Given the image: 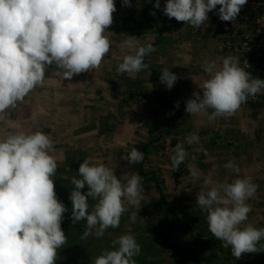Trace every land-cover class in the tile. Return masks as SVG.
Here are the masks:
<instances>
[{
    "label": "clouds",
    "instance_id": "9594fccd",
    "mask_svg": "<svg viewBox=\"0 0 264 264\" xmlns=\"http://www.w3.org/2000/svg\"><path fill=\"white\" fill-rule=\"evenodd\" d=\"M248 0H167L163 12L178 22L199 28L208 20V13L220 5L217 15L222 21H235ZM130 7V0H123ZM155 7H161L156 0ZM116 11L114 0H0V121L9 109L22 103L29 93L45 84L46 69L55 65L56 76L71 80L73 76L99 69L109 53L111 42L105 31L113 23ZM155 15V12L151 13ZM264 25V17L256 21ZM125 51L116 66L119 74L129 76L146 70V55L155 52L151 43L140 46L130 36L119 45ZM241 66L238 57L226 56L220 67L215 61H205L203 71L208 79L202 85V95L194 93L186 101L187 113L197 115L213 110L209 121L228 118L251 97L264 93V79L252 76ZM178 76L167 68L161 70L160 81L171 89ZM179 108V102H176ZM200 137L192 134L177 143L171 156L172 167L179 169L188 159L185 144L199 145ZM202 146L195 152L202 151ZM54 142L42 131L8 133L0 139V264H55L57 250L67 242L61 228L66 207L56 195L53 177L58 164L50 153ZM133 165L144 160V153L133 148L122 157ZM111 159V157H108ZM195 160V155L192 156ZM84 159L79 167V179H71L74 189L72 222L86 221L81 239L89 235L103 237L109 228H118L121 217L129 211L126 200L136 211L130 219L134 223L141 208L143 177L133 174L122 184L114 171L104 164ZM193 179L198 170L187 164ZM230 173H240L232 161L224 165ZM206 177L204 184H211ZM87 186L88 191L82 193ZM258 185L251 176L224 182L208 191L201 190L196 198L204 211L212 236L231 248L240 259L245 253L264 250V228H256L248 220L252 211L247 203L254 198ZM89 197L95 203L89 211ZM113 250L95 258L93 264H136L135 256L141 246L133 235L124 234L112 241Z\"/></svg>",
    "mask_w": 264,
    "mask_h": 264
},
{
    "label": "rangeland",
    "instance_id": "374dc122",
    "mask_svg": "<svg viewBox=\"0 0 264 264\" xmlns=\"http://www.w3.org/2000/svg\"><path fill=\"white\" fill-rule=\"evenodd\" d=\"M198 30L202 32L201 43L205 45L201 52L207 61H215L220 67L224 57L217 49V38L205 33L209 31L205 23ZM205 55L202 58L206 59ZM56 71L55 66L47 68L45 84L29 93L16 108L8 110L5 119L0 121V139L17 131L48 134L55 148L50 154L58 164L55 190L60 191V198L64 201H71L69 197L74 189L71 179L81 178L80 164L91 157L93 164L102 163L111 168L122 184L133 174L142 176V168L146 173H155L160 179L161 192L164 191L174 213L179 216L170 238L173 247L165 251L162 241L167 232V208L152 179L142 176L143 199L135 222L130 216L136 209L125 200L129 211L122 215L120 226L107 229L103 237L97 238L93 233L81 239L86 221L74 224L78 236L74 240L70 238V242L77 244L76 249L84 248L86 254L91 252L93 256H99L104 250H113V240L130 234L141 246L140 254L134 257L136 264H264V250L245 253L236 259L230 247H223L222 241L212 236L207 214L196 203L201 190L208 191L216 184L251 176L258 189L254 198L247 201L252 211L245 223L264 228V108L242 104L235 115L219 117V130L203 133L202 151L195 152L199 145L185 144L188 159L176 169L172 167L171 156L175 145L184 140H173L176 137L171 126L161 123V118H167L166 115H151L158 126L149 130L146 124L150 119H139L141 124L136 128L128 124V116L123 115L125 111L121 109L130 101L113 98L115 86L111 80L110 62L101 67L102 75L99 70H93L86 76L81 73L71 80H63L54 74ZM94 77H100L98 84H94ZM92 88L99 92L93 93ZM171 117L174 119L173 115ZM133 148L143 152L145 158L131 165L122 157ZM229 161L240 168L239 174L230 173L224 167ZM189 163L198 170V179L191 177ZM206 177H211V184H204ZM81 191L86 193L87 186ZM88 199L91 211L95 201L91 197ZM70 206L73 207L72 201L67 207ZM64 233L70 235V229ZM260 244H264V240ZM65 252L64 245L57 250L56 261H61Z\"/></svg>",
    "mask_w": 264,
    "mask_h": 264
},
{
    "label": "crops",
    "instance_id": "0c3cea01",
    "mask_svg": "<svg viewBox=\"0 0 264 264\" xmlns=\"http://www.w3.org/2000/svg\"><path fill=\"white\" fill-rule=\"evenodd\" d=\"M159 2L161 5L159 9L155 7L156 0H133L130 7L124 5L116 7L113 23L105 31L111 42L110 51L99 69H94L93 72L99 70L102 75L101 67L104 68L110 62L111 80L115 86L113 98L116 100L127 98L131 102L121 109L125 111L123 115L128 116L127 122L131 127L139 126L141 124L139 119H146L145 121L150 119L146 124L149 130L152 126H158V123L151 119V115L163 117L166 115L167 118H161V123L171 126L173 129L171 131L176 137L173 140L180 142L187 136L195 134L200 137L199 146H204L203 133L209 130L218 131L219 117L209 121L208 116L213 111L211 109L197 115L185 111L186 101L195 98L194 93L202 95V85L208 79L203 71L204 62L208 58L201 52L205 47L204 43H201L202 32L186 22H178L175 18L169 19L163 12L167 0ZM217 10L218 5L213 13H208V20L204 22L207 29ZM152 12H155V15H152ZM205 33L211 35L209 31ZM130 36L137 38L138 45L145 46L151 43L156 49L145 56L149 68L134 76L127 73L119 74L116 71V66L122 62L127 51H121L119 45ZM203 55L206 59L202 58ZM165 68L178 76L171 89L160 81L161 70ZM87 74L88 72H84V76ZM99 78L94 77V84H98ZM92 92L99 91L92 88ZM126 92L128 95H124ZM176 102H179V108L176 107Z\"/></svg>",
    "mask_w": 264,
    "mask_h": 264
},
{
    "label": "built area",
    "instance_id": "2783aa9c",
    "mask_svg": "<svg viewBox=\"0 0 264 264\" xmlns=\"http://www.w3.org/2000/svg\"><path fill=\"white\" fill-rule=\"evenodd\" d=\"M114 3L116 7L124 5L123 0H114ZM220 7L218 5V10ZM217 12L211 19L209 33L217 38L220 54L224 58L228 55L238 57L241 66L247 60L246 70L264 79V25L256 22L264 17V0H248L233 22L222 21ZM245 104L264 108V93L255 99L250 97Z\"/></svg>",
    "mask_w": 264,
    "mask_h": 264
},
{
    "label": "trees",
    "instance_id": "16d2710c",
    "mask_svg": "<svg viewBox=\"0 0 264 264\" xmlns=\"http://www.w3.org/2000/svg\"><path fill=\"white\" fill-rule=\"evenodd\" d=\"M144 62L146 64H149L148 61L146 60V58H144ZM163 105V103H161ZM164 106V105H163ZM152 133V132H151ZM142 176H149L150 179H152V181L154 182V185L156 186V188L160 191L161 193V198L163 203L165 204V208H167V221H166V228H167V232L163 235V243L165 244L164 250L165 251H169L171 250V248L173 247L171 242V237L174 233V226L176 223V220H178V215L174 213L173 207L171 206V204L168 202V200L166 199L165 193L164 191L161 192L162 188H161V184H160V179L159 177L153 173V172H149L146 173L144 171V169L142 168ZM54 181L56 182L58 177H57V173L56 175L53 177ZM56 191V195L58 200L63 203L66 207V212L63 214V219L61 221V228L64 229V232L70 229L71 234L70 235H66L67 237V242L65 244V254L63 256V258L61 259V261H56V264H93L94 260L96 257L98 256H93L92 253L90 252L89 254H86V250L84 248H79L76 249L75 246H77L76 243L70 242V238H73V240L78 236L77 232L75 231V227L74 224L72 222V206H70L69 208L67 207L68 205H70L71 201L65 199V201L63 199H61L60 197V191H58L57 189ZM67 203V204H66ZM69 245V248H68ZM81 246V245H78Z\"/></svg>",
    "mask_w": 264,
    "mask_h": 264
}]
</instances>
